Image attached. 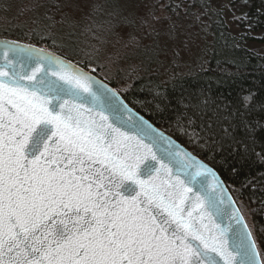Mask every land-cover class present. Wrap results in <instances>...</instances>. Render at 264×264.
I'll list each match as a JSON object with an SVG mask.
<instances>
[{
    "label": "snow or ice",
    "instance_id": "obj_1",
    "mask_svg": "<svg viewBox=\"0 0 264 264\" xmlns=\"http://www.w3.org/2000/svg\"><path fill=\"white\" fill-rule=\"evenodd\" d=\"M0 264L264 259L211 168L87 72L42 48L4 41Z\"/></svg>",
    "mask_w": 264,
    "mask_h": 264
},
{
    "label": "trees",
    "instance_id": "obj_2",
    "mask_svg": "<svg viewBox=\"0 0 264 264\" xmlns=\"http://www.w3.org/2000/svg\"><path fill=\"white\" fill-rule=\"evenodd\" d=\"M126 1L93 0L91 16L99 20L104 9L112 19L108 26L117 32L122 25L116 19L131 20L124 16ZM163 2L174 20L167 29L171 35L164 39L144 35L134 46L128 41L143 26L140 31L137 27L128 31L125 60L105 81L126 86L121 93L132 107L221 174L250 218L248 224L264 259V55L248 47L251 42L264 44V35H254L264 31V0H245L239 32L231 29L225 11L215 8L217 0ZM26 3L36 9L23 17ZM55 3L0 0V37L23 41L28 36L33 44L52 47L84 67L90 62L102 64L79 43L71 44L72 50L57 43L67 34L53 26ZM20 18L21 25L17 24ZM147 20L145 31L153 22ZM184 27L199 37L185 43ZM199 38L201 47L189 51Z\"/></svg>",
    "mask_w": 264,
    "mask_h": 264
},
{
    "label": "rangeland",
    "instance_id": "obj_3",
    "mask_svg": "<svg viewBox=\"0 0 264 264\" xmlns=\"http://www.w3.org/2000/svg\"><path fill=\"white\" fill-rule=\"evenodd\" d=\"M163 1L164 0H127L124 6L127 14L124 16H128L127 18H131V20L128 21L124 19L127 22L126 25L122 18L116 19L115 21L121 23L122 26L118 27L117 32H112V25L108 26L110 22H112V19H110L109 14L104 9L101 10L102 17L98 18L102 22L91 16L93 0H57V3H55V6H53L55 8L57 7L55 16L53 14V26L57 28L62 27L67 34V38L62 39L60 35H57L55 38H61V40L57 41V43L67 47L70 50L73 49L71 48V44L79 43L77 45L86 49L89 53L98 56V58L102 61V64L90 62L86 63L85 65L88 66L87 68L92 69L97 75L104 76V80H110V78H112L114 75V71L120 67L119 65L121 61L125 60L124 57L128 52L123 48L124 41L126 42L125 39L129 33L128 31H131V29H135L136 27L138 31H140L143 26L139 35L128 41L134 46H137L138 41L142 39L144 35L150 37L158 35L162 39L171 35L167 32V29L168 25L169 27L172 26L174 20L170 17V12H167L166 3ZM244 3L245 0H217V2H214L215 8L223 9L225 11L228 24L235 32L240 31L238 28V22L241 23L242 20L240 16L243 14ZM151 5L155 6L153 11L151 9ZM30 9L28 3L23 5V12L25 13L23 17H26L32 13V10L34 11L36 8L32 9L30 7ZM148 15L150 17L146 18ZM147 19L153 22L145 31L144 27L148 25ZM20 20H17V24L19 25H21L23 22ZM180 21L181 22L179 23H183L185 26L184 21ZM185 27L182 28V30H184L182 38L186 40L185 43L196 40L199 37V35L197 36L195 34V30L191 29L188 32V30H185ZM179 33L180 31H178V37L181 36ZM37 34L39 35V33ZM254 35L257 38H260L264 35V31L254 33ZM26 40L28 43H32L28 36H26ZM26 40L23 41L27 42ZM48 44L50 43L48 42ZM201 45L202 43L199 38L194 46L191 45L189 47V51L193 50V52H196L201 47ZM45 47L47 48L48 46L45 45ZM248 47L257 53L264 55V44L251 42L248 43ZM48 48L52 50V47ZM81 51L83 50L81 49ZM115 88L120 93L126 90V86L122 85H119ZM244 216L247 222H249L250 218L247 217L245 212Z\"/></svg>",
    "mask_w": 264,
    "mask_h": 264
},
{
    "label": "water",
    "instance_id": "obj_4",
    "mask_svg": "<svg viewBox=\"0 0 264 264\" xmlns=\"http://www.w3.org/2000/svg\"><path fill=\"white\" fill-rule=\"evenodd\" d=\"M4 41H18L20 44L22 45H33L36 48H42L44 49L46 52L53 54L57 57H60L62 59H64L66 62H70L72 65H74L75 67L82 69L83 71L87 72L89 75H91L92 77H94L96 80L103 82L104 84H106L109 88L114 89L120 96V98L122 99V101L124 102L125 105H127V107L135 114V116L138 117H142L145 121H147L148 124H150L152 126V128H154L158 133L163 134V136L170 138L176 145H179L181 148H183L184 150H186L188 153H190L196 160L200 161L201 163L205 164L206 166H208L209 168H211L220 178V180L223 182V184L226 186V190L227 193L231 196L232 200L235 201V207L239 208L241 215L244 217L245 222L248 224L243 211L241 210L240 206L238 205L236 199L234 198L231 190L229 189L227 183L225 182V180L223 179V177L221 176V174L209 163H207L205 160H203L202 158H200L199 156H197L196 154H194L190 149H188L185 145H183L181 142H179L177 139H175L172 135H170L169 133L165 132L163 129H161L160 127H158L153 121H151L149 118H147L145 115H143L141 112H139L137 109H135L134 107H132L128 101L125 99V97L122 95V93H120L115 87H113L110 83H108L107 81H105L104 79H102L100 76H98L92 69H89L87 67H84L83 65L77 63L76 61L56 52L53 51L49 48L46 47H42L39 46L37 44H33V43H28L25 41H21V40H17V39H13V38H8V37H0V44H2ZM225 208L228 207L227 204V200L225 201ZM227 221V218L225 217V223ZM249 226V224H248ZM250 228V226H249ZM251 229V228H250ZM254 237V236H253ZM262 258V257H261Z\"/></svg>",
    "mask_w": 264,
    "mask_h": 264
}]
</instances>
